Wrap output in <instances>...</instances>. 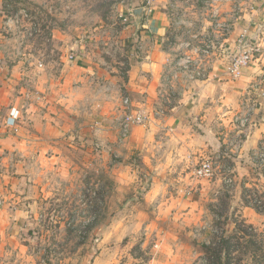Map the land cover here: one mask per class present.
<instances>
[{
    "label": "rangeland",
    "instance_id": "rangeland-1",
    "mask_svg": "<svg viewBox=\"0 0 264 264\" xmlns=\"http://www.w3.org/2000/svg\"><path fill=\"white\" fill-rule=\"evenodd\" d=\"M130 6L0 0V61L13 81L10 98L22 101L15 124L26 128L8 168L0 264H264V70L231 98L226 114L212 116V144L194 115L171 134L158 126L148 146L142 127L121 139L125 99H133L129 70L147 45L127 33ZM170 9L157 121L181 94L165 77L189 50L186 43L213 36L216 20L212 0H172ZM82 45L101 68L88 82L65 68L70 50L79 53ZM225 51L214 64L218 73L231 56ZM44 72L39 86L35 78ZM36 121L52 129L31 136ZM206 158L215 172L199 177ZM18 159L25 174L17 172ZM182 199L188 205L180 206Z\"/></svg>",
    "mask_w": 264,
    "mask_h": 264
},
{
    "label": "crops",
    "instance_id": "crops-1",
    "mask_svg": "<svg viewBox=\"0 0 264 264\" xmlns=\"http://www.w3.org/2000/svg\"><path fill=\"white\" fill-rule=\"evenodd\" d=\"M143 2L144 0H130L131 6L128 8L130 18H127L132 21V24L127 26L128 35L132 36L135 44H141L142 46L145 43L147 45L144 56L134 61L131 65L127 80V90L133 95L132 102L134 106L147 110L149 120L145 125L133 126L132 130L142 127L146 133L144 141L146 146H148L153 142L154 132H156L155 130L158 126L165 127L167 129L165 133L171 134L177 129L176 127L179 126L181 128L183 126L181 124L183 123L181 121L183 117L194 115L196 124L202 127V130L205 131L204 136L209 139H207L208 144H212V116L215 117L217 114L223 116V114H226L228 111L227 107L230 106L229 103L232 101L231 98L238 97L239 93L249 90V84L258 74L256 72L264 70V55L256 59L254 64L245 70L244 75L240 79H231L223 73V70L218 73L214 68L215 71L213 70V74L210 75L209 79L178 84V89L181 91L179 101L170 107V114L164 120L157 121L153 111V103L160 97L161 91L159 88L163 84L162 77L164 68L167 65L165 51L162 46L167 45L172 34L173 17L170 9L172 0H156L154 10L151 13L146 11ZM223 6L222 11L225 13L224 16L230 21L228 23L231 30L228 36L229 39L225 41L227 42L225 44L227 52L228 50L229 52L235 51V40L246 27L249 29V36L261 38L264 41L263 0L246 1L243 4H239L234 9L235 11L228 2ZM74 53L76 54L75 59L70 60L68 58V64L65 65L66 69L71 68L69 72H77L83 82L92 81L94 76L98 77L101 74L99 61L96 58L95 60L91 58L92 53L86 49L85 45L81 46L79 53H76V51ZM224 54L226 55V53ZM220 55H223V53ZM225 55L223 56L225 57ZM4 63L0 61V221H3L2 217L8 211L9 206L7 191L10 177L8 169L10 158L14 157L15 152L16 155H19V149L23 148V135H25L26 129L24 126H19L15 123L13 126L6 124L7 118L15 117L16 113L19 112V105L20 107L22 106V101L18 98L14 100L10 98V81H13L7 76L8 68ZM18 65L20 64H12V70L17 69ZM22 75L29 76L26 71ZM46 78L48 77L44 72L35 78V83L39 84V86L43 85L42 82H46ZM138 98L141 100H138ZM39 106H36L38 110L33 109V114L42 110L41 104ZM52 107L53 104L50 103L48 108ZM175 124L176 127H173ZM33 126L36 127L33 129L34 132L31 136L41 138L35 133V130L44 129L46 126L52 129L53 125L51 123L44 125L41 121H36ZM15 127L19 128L17 132L14 130ZM55 130L58 131L60 128ZM50 131L53 132V130ZM43 140L39 141L43 142ZM39 141L36 143H40ZM138 141L140 142L142 139L140 138ZM131 142L137 144L132 136ZM23 164H25L24 161L16 160L15 165L18 174L26 173ZM21 177L23 178L19 179H25V175H21ZM184 201L185 199H182L180 206L183 204L184 206L188 205V201L183 203Z\"/></svg>",
    "mask_w": 264,
    "mask_h": 264
},
{
    "label": "built area",
    "instance_id": "built-area-1",
    "mask_svg": "<svg viewBox=\"0 0 264 264\" xmlns=\"http://www.w3.org/2000/svg\"><path fill=\"white\" fill-rule=\"evenodd\" d=\"M246 1L255 2L259 0H212L213 16L216 17L212 26L213 36L210 34L203 35L198 44L186 43V47L189 50L180 57L176 63L177 66L165 77V81L169 84H185L194 80L209 79L210 75L213 74L214 63L219 57V51L225 49V44L227 43L225 41L229 39L228 36L231 33L228 23L230 21L224 16L225 13L222 11L224 6L222 5L228 2L234 10L239 4H243ZM155 2L156 0H144L143 6L148 13L154 10ZM125 21H128L127 17ZM249 35V29L246 27L237 36L235 51L231 52L228 63L223 69V73L231 79L241 78L245 70L250 68L261 55H264V41L261 38ZM223 53L227 54V51ZM75 57L76 54L72 50L68 58L73 60ZM125 107L127 112L121 127V139L128 137L133 126L145 125L149 120L147 110L145 108H136L129 98L125 99ZM14 123L15 119L13 117L7 118V125L13 126ZM14 130L17 132L18 128L15 127ZM213 165L212 159H204L196 168V175L205 178L211 177L215 172Z\"/></svg>",
    "mask_w": 264,
    "mask_h": 264
}]
</instances>
